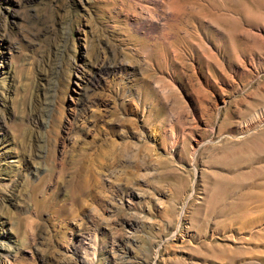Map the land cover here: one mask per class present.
I'll return each instance as SVG.
<instances>
[{
  "label": "rangeland",
  "instance_id": "1",
  "mask_svg": "<svg viewBox=\"0 0 264 264\" xmlns=\"http://www.w3.org/2000/svg\"><path fill=\"white\" fill-rule=\"evenodd\" d=\"M164 1L0 0V264H264V0Z\"/></svg>",
  "mask_w": 264,
  "mask_h": 264
},
{
  "label": "bare ground",
  "instance_id": "2",
  "mask_svg": "<svg viewBox=\"0 0 264 264\" xmlns=\"http://www.w3.org/2000/svg\"><path fill=\"white\" fill-rule=\"evenodd\" d=\"M166 1V2H165ZM164 2L166 3V5H167V7L173 12V13H175V14H178V15H181V14H183L185 11H186V6L182 3V0H165ZM192 1V0H191ZM227 1V0H226ZM239 1V0H238ZM237 1V2H238ZM187 2V1H186ZM232 2V1H231ZM235 2V1H234ZM196 3V2H195ZM195 3H193V4H195ZM257 3H259V2H257ZM187 4V3H186ZM237 4V3H236ZM255 4V3H254ZM229 5V4H228ZM231 5V4H230ZM241 5V4H240ZM244 5V4H243ZM242 5V6H243ZM248 5V4H247ZM263 5V4H262ZM216 6V5H215ZM264 6V5H263ZM236 7H238V5H236ZM193 8V7H192ZM243 8H245L244 6H243ZM247 8V7H246ZM245 8V10L244 11H246V12H248V9H246ZM263 8V7H262ZM229 9V7L226 9V11H229L228 10ZM239 9H241V8H239ZM230 10H231V7H230ZM243 10V9H242ZM251 10V9H250ZM250 10H249V13H250ZM255 10H256V8H255ZM195 11V10H194ZM243 11V12H244ZM170 12V11H169ZM221 12V11H220ZM223 12H225V11H223ZM231 12H233V11H231ZM238 12V11H237ZM241 12V11H240ZM218 13V12H217ZM222 13V12H221ZM229 13V12H228ZM239 13V12H238ZM238 13H236V14H238ZM255 13V12H254ZM219 14V13H218ZM227 14V13H226ZM242 14V13H241ZM248 14V13H247ZM247 14L245 15L246 17H247ZM252 14V13H251ZM256 14V13H255ZM197 15V14H196ZM224 15V14H223ZM223 15L222 16H219V15H217L216 16V18H218L217 20H220V21H223L224 23H226L227 24V22H228V24L230 23V25H232L231 23L232 22H230L229 20H231L230 19V17H229V19H228V17L227 16H225V17H223ZM229 15V14H228ZM249 15V14H248ZM232 16V15H231ZM244 16V15H243ZM257 16V15H256ZM222 18H224V19H222ZM234 18V17H233ZM249 18V17H248ZM257 18V17H256ZM235 19V18H234ZM234 19H232L233 20V22H234ZM239 19V18H238ZM216 20V21H217ZM231 20V21H232ZM240 20V19H239ZM259 20V19H258ZM241 21V20H240ZM242 21H243V19H242ZM236 22V21H235ZM239 22V21H238ZM249 22H251V21H249ZM254 22V21H253ZM216 23H219L218 21L216 22ZM243 23V22H242ZM249 24V23H248ZM229 25V26H230ZM222 26V25H221ZM238 26V25H237ZM234 27V26H233ZM230 28V27H229ZM229 28H227V29H229ZM232 28V27H231ZM228 35H230L231 37H233L231 34V32H230V34L229 33H227ZM234 34V33H233ZM227 35V36H228ZM229 37V36H228ZM230 38V37H229ZM264 38V37H263ZM232 39V38H231ZM234 40V39H233ZM223 41V40H222ZM224 42V41H223ZM223 42H222V44H223ZM232 43L231 42V40L229 41L228 40V43L227 44H230V43ZM264 42V41H263ZM220 43V42H219ZM235 43V42H234ZM242 43V42H241ZM221 44V45H222ZM245 44V43H244ZM233 45V44H232ZM231 44H230V46H232ZM230 46H227V47H229V49L231 50L233 47H234V45H233V47H230ZM218 47H219V49H220V45L218 44ZM226 47V48H227ZM223 48V47H222ZM221 48V49H222ZM237 48V47H236ZM224 49H225V47H224ZM223 49V50H224ZM229 50V51H230ZM234 50V49H233ZM221 51V50H220ZM225 51V50H224ZM223 52V51H222ZM237 52V51H236ZM245 52V51H244ZM235 53V52H234ZM230 58V57H229ZM234 59V58H233ZM217 60V59H216ZM253 60V59H252ZM254 61V60H253ZM254 64V63H253ZM259 66V65H258ZM256 67V66H255ZM260 68H262V66H260ZM259 70V69H258ZM207 82V81H206ZM229 82V81H228ZM212 84V83H211ZM210 84V85H211ZM232 84V83H231ZM230 86H232V85H230ZM234 88V87H233ZM226 99V98H225ZM225 101V100H224ZM259 114V113H258ZM264 120V111L262 112V113H260V115H256V117L254 118V119H252L251 121H252V123L250 124L249 123V125H252V124H254V123H256V122H258L257 124H256V126L258 125V124H260L262 121ZM263 123V122H262ZM255 127V126H254ZM177 137V136H176ZM178 140V138H173V140L171 141L172 143V145H174V144H176L177 145V143H176V141ZM179 142V141H178ZM175 145V146H176ZM198 145V144H197ZM200 145V144H199ZM198 145V146H199ZM197 148V147H196ZM199 148V147H198Z\"/></svg>",
  "mask_w": 264,
  "mask_h": 264
}]
</instances>
